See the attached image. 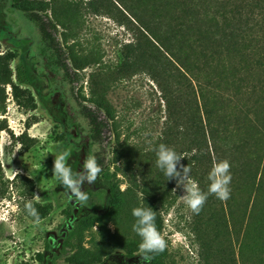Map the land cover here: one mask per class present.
<instances>
[{"label":"rangeland","instance_id":"rangeland-1","mask_svg":"<svg viewBox=\"0 0 264 264\" xmlns=\"http://www.w3.org/2000/svg\"><path fill=\"white\" fill-rule=\"evenodd\" d=\"M114 5V0L30 5L56 26L55 42L75 72L66 85L42 51L35 25L9 0H0V69L10 71L22 92L18 105L10 86L0 85V127L5 128L0 131V264H40L46 245L54 264H74L68 260L139 253L150 243L157 246L156 264H240L242 235L230 228L226 233L228 218L217 216L222 208L227 212V203L217 199L196 206L195 183L175 161L187 146L184 130L168 122L148 75L128 68L137 31ZM73 94L89 107L100 106L108 120L96 151ZM95 152L102 157L101 173L93 167ZM87 171L108 175L117 187L107 222L98 218L107 192L84 186ZM238 210L239 234L244 221ZM245 258L260 262L247 253Z\"/></svg>","mask_w":264,"mask_h":264},{"label":"trees","instance_id":"trees-1","mask_svg":"<svg viewBox=\"0 0 264 264\" xmlns=\"http://www.w3.org/2000/svg\"><path fill=\"white\" fill-rule=\"evenodd\" d=\"M41 1L9 0L35 25L42 51L70 85L75 72L55 42V24L30 7ZM114 1L115 8L129 16L128 23L137 31L126 56L128 68L148 75L160 91L168 122L184 130L187 146L175 161L182 175L195 183L196 206L217 199L227 203V212L222 208L217 216L228 218L226 233L230 228L237 237L242 235L238 262L251 264L245 258L247 253L264 264V0ZM16 79L22 81L19 70ZM0 85H9L21 105L18 94L22 92L12 82L10 71L0 69ZM78 97L73 94L74 107L96 151L108 120L102 118L100 106L89 107ZM4 129L0 127V131ZM101 165V154L95 152L93 167L99 173ZM86 176V188L94 185L107 192L105 211L98 216L107 222L114 212L117 187L108 175L95 177L87 171ZM216 210L210 209L218 213ZM237 210L244 221L239 234ZM156 258L157 246L150 243L139 253L125 250L89 261H68L156 264ZM38 261L54 264L50 245L38 255Z\"/></svg>","mask_w":264,"mask_h":264}]
</instances>
